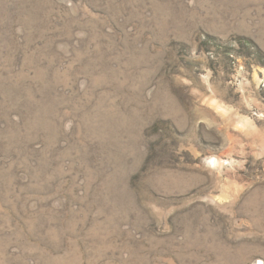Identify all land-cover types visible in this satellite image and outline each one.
I'll return each mask as SVG.
<instances>
[{
    "label": "rangeland",
    "instance_id": "374dc122",
    "mask_svg": "<svg viewBox=\"0 0 264 264\" xmlns=\"http://www.w3.org/2000/svg\"><path fill=\"white\" fill-rule=\"evenodd\" d=\"M0 264H264V0H0Z\"/></svg>",
    "mask_w": 264,
    "mask_h": 264
}]
</instances>
